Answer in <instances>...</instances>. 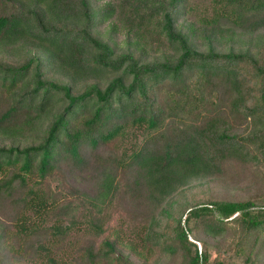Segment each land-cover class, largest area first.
Returning <instances> with one entry per match:
<instances>
[{"label": "trees", "instance_id": "16d2710c", "mask_svg": "<svg viewBox=\"0 0 264 264\" xmlns=\"http://www.w3.org/2000/svg\"><path fill=\"white\" fill-rule=\"evenodd\" d=\"M188 1L0 0V217L43 214L31 258L135 264L99 246L122 210L173 264H264L263 188L183 196L233 161L264 172V0H213L208 25L179 21Z\"/></svg>", "mask_w": 264, "mask_h": 264}, {"label": "rangeland", "instance_id": "374dc122", "mask_svg": "<svg viewBox=\"0 0 264 264\" xmlns=\"http://www.w3.org/2000/svg\"><path fill=\"white\" fill-rule=\"evenodd\" d=\"M213 0H189L187 11L184 15L179 17L180 22L194 21L199 25H208L211 23L215 16L216 4H212ZM215 7V10H214ZM100 27V26H99ZM99 29L102 30V27ZM231 41H227L226 44H230ZM206 43L203 42L200 46L203 49ZM221 47H224L223 45ZM140 135V131L136 130L134 132ZM136 137V136H135ZM134 137V139H135ZM132 139L128 136L122 135L117 142H113L111 147L119 148L122 151L124 148H129ZM134 141V140H133ZM250 166H242L238 162H230L225 169V173L215 179L206 180L200 179L195 180L191 188L183 195L186 198H198L200 195L214 196L215 198L222 199H246L259 197L260 188L264 189V172ZM84 176H80L79 182H83ZM56 181L51 182V187L54 189L57 186ZM122 210L110 211V223L111 230H109L103 237L97 239L99 246L105 239H116L117 240V250L119 252L128 254L130 259L135 264H173L172 260L167 258H160L156 253L150 251L146 244L144 245V234L145 228L143 226H138L133 228L131 226L138 224L137 221L130 222L127 220H122ZM28 214V213H27ZM32 214V213H30ZM27 217V224L21 229V222H11L8 217H0L1 224L5 230V237L0 239V264H47L45 252H41L34 258L29 256V251L25 248L26 241L31 238V234L25 229H31L33 225H36L39 220L43 217ZM30 219V221H29ZM75 230L70 235L71 239L75 238ZM78 236V235H77ZM198 236H204L199 233ZM43 237V236H41ZM190 239L193 238L190 236ZM34 239V238H31ZM231 240L232 237L228 236ZM52 240L46 242L48 249L50 251V256L54 257L57 261L63 263H69L72 255L74 254L73 248H66L61 251H56L52 246ZM212 242V241H210ZM74 247L75 242L72 243ZM200 247V243H197ZM214 256V253L212 254ZM71 264V262L69 263ZM102 264V263H99Z\"/></svg>", "mask_w": 264, "mask_h": 264}]
</instances>
